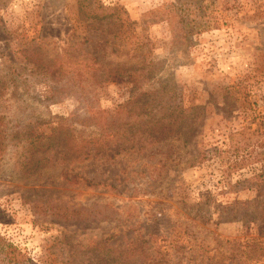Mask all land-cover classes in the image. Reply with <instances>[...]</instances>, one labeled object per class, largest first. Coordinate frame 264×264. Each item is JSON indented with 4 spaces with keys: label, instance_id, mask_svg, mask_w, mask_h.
I'll return each instance as SVG.
<instances>
[{
    "label": "rangeland",
    "instance_id": "obj_1",
    "mask_svg": "<svg viewBox=\"0 0 264 264\" xmlns=\"http://www.w3.org/2000/svg\"><path fill=\"white\" fill-rule=\"evenodd\" d=\"M95 1L91 14L120 17L90 22L83 0H0V264H18L9 246L21 264H105L121 252V264H238L264 249V0ZM69 57L136 66L141 78L82 89ZM146 101L158 117H187L159 139L108 137L127 127L121 106L141 114ZM97 109L116 117L98 128ZM64 140L59 165L35 164ZM48 201L97 216L36 215L32 203Z\"/></svg>",
    "mask_w": 264,
    "mask_h": 264
},
{
    "label": "trees",
    "instance_id": "obj_2",
    "mask_svg": "<svg viewBox=\"0 0 264 264\" xmlns=\"http://www.w3.org/2000/svg\"><path fill=\"white\" fill-rule=\"evenodd\" d=\"M83 2L88 3L91 5L92 10H90L88 16V21L92 22H107V25L110 24L113 20L114 15L119 16L118 9L115 8H104L103 6L98 7L100 10L99 13H95V15L91 14L92 11H94V8L96 9L97 3L96 1L91 3V0H83ZM94 7V8H93ZM90 8V9H91ZM111 14V15H110ZM120 17V16H119ZM38 64L41 69L46 68L45 64L43 62H39ZM64 64V58H61L59 61H57L53 66H47L48 70H53V76H57L58 72H61L63 70ZM67 67H70L73 69V72L75 73L74 76L70 81H73L72 83L74 85L79 86L82 89H86L88 87L89 81H92V84L94 82H115L120 77H128L132 78L134 80H139L141 78L140 76V69L136 66H115L113 64H102L101 62L98 63V60H92V61H84L82 58H68L67 60ZM58 77H60L58 75ZM71 78V77H70ZM147 102L143 105V108L147 111H143L141 114H138V112L141 110L140 108H132L131 104H126L124 106L120 107L119 112H122L123 117L122 121L126 123L127 127L121 131L116 130V128H113L111 125V129H113V132L108 134V137H113L115 139H118V137L123 136L127 138L128 142L131 141H137V138L143 139L144 137H150L152 135H155L157 139L164 137V130H166L168 133L174 132V130H178L180 127V123L186 119L187 115H183L182 112H168L164 110L162 112V117H158L156 113H153L155 111H149ZM140 109V110H137ZM162 109L158 110V113ZM95 120L97 124V127H102L100 124L101 119H105L107 121L106 124H108V120L115 119V115L107 114L105 112H102V110H95L94 112ZM158 117V118H157ZM146 118L156 119V121H151V119L147 120ZM140 125V127L137 128V131L132 134L131 130L133 127L131 125L134 124ZM114 124V123H113ZM131 126V127H130ZM163 126V128H162ZM165 126V129H164ZM152 127V128H151ZM141 134V135H140ZM131 137V138H130ZM58 138V137H57ZM59 139V138H58ZM51 143L56 142L55 136H52L50 138ZM29 142H34V138H30ZM64 141H58L56 147L52 146V153L48 154L45 153V155H41L39 159L36 160L35 164H38L40 167L50 166V165H59L61 161V157L64 156L62 149L59 147V144L64 143ZM241 144V143H240ZM236 151L239 152L240 149H237ZM107 152L103 155V157L108 156ZM111 152V150H110ZM101 155V153L93 152L88 150L84 155L87 156V160H96L98 158V155ZM110 157V156H108ZM55 158V159H54ZM55 160V161H54ZM64 177L66 181L69 184L77 183V185H82L85 188L92 189L98 187L101 183H95L94 181L82 178L79 175H73L69 176L67 173L64 174ZM32 209L36 215H45L47 218L52 219L54 221L59 222H82V221H90L93 218H96L97 215H94L92 211L86 210L84 208H76L75 206H68L63 203L59 202H53L48 201L46 203H32ZM10 249L8 251H4L5 258L13 262H16L18 264H21V260H19V256H21V252L17 249H11V246H9ZM127 253L121 252V254L117 257L114 256L113 259L103 260L105 264H121V261L124 260V257ZM236 251L233 250V259L235 258ZM108 253H105V256H107ZM104 256V257H105ZM111 256V254H110ZM237 264V263H235ZM238 264H264V249H247L246 251L242 253L241 256H239V263Z\"/></svg>",
    "mask_w": 264,
    "mask_h": 264
}]
</instances>
